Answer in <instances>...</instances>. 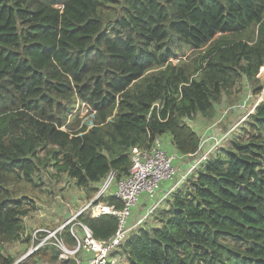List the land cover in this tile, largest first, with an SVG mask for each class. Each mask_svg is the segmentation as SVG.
Instances as JSON below:
<instances>
[{
    "label": "trees",
    "instance_id": "16d2710c",
    "mask_svg": "<svg viewBox=\"0 0 264 264\" xmlns=\"http://www.w3.org/2000/svg\"><path fill=\"white\" fill-rule=\"evenodd\" d=\"M184 46L197 53L183 59ZM263 65L264 0H0V264L15 263L37 208L22 184L63 177L89 196L163 134L191 156L200 137L189 120L211 119ZM80 219L99 240L117 230L114 216ZM121 246L126 264H264V94ZM57 257L43 247L30 263Z\"/></svg>",
    "mask_w": 264,
    "mask_h": 264
},
{
    "label": "built area",
    "instance_id": "2783aa9c",
    "mask_svg": "<svg viewBox=\"0 0 264 264\" xmlns=\"http://www.w3.org/2000/svg\"><path fill=\"white\" fill-rule=\"evenodd\" d=\"M237 121L222 131L218 128L215 130V122L209 124L204 134L199 136V155L192 158V162L182 172H178L173 166L174 157L165 152L161 137L153 138L145 148L132 147L129 155L130 165L125 176L117 178L116 173L110 171L89 196L85 189L75 191L74 203H71L72 196L68 198L67 203L60 196L53 198L67 210L68 215L61 221L58 218L52 221V224H45L43 211L37 206L39 201L34 202L37 208L23 218L22 238L26 239L30 248L19 259H15L14 264H54L41 260L28 262L31 256L43 247L58 252L57 262L61 264H66L69 260L75 264H126L118 251H121V245L128 233L146 223L163 201L197 171L210 154L231 136L239 125ZM164 182L172 184L160 192ZM110 196L122 203L121 208L105 200ZM141 197L144 199V212L141 217L133 219L130 223L131 211L138 205ZM83 215L90 218L101 215L114 216L117 220V230L108 240L96 239L87 224L80 219ZM68 238L72 242H69ZM17 244L21 246L22 243Z\"/></svg>",
    "mask_w": 264,
    "mask_h": 264
},
{
    "label": "rangeland",
    "instance_id": "374dc122",
    "mask_svg": "<svg viewBox=\"0 0 264 264\" xmlns=\"http://www.w3.org/2000/svg\"><path fill=\"white\" fill-rule=\"evenodd\" d=\"M196 53H197V51H194V50L184 46L180 49L179 55L182 56V58L184 59L185 57L193 56ZM170 60L172 61L173 64H175L177 61V58H175V59L172 58ZM256 78L258 79L259 83L256 84L253 81H249L246 84V86H249V89H251L250 91L252 94V100L250 98L248 99V102H247L248 106L246 107V109L250 112H252L254 105L256 106L257 103H259L263 98V94H264V66L262 68V71L259 68V71L256 74ZM252 82H253V84H255L254 87L252 85ZM261 85H262L261 91L260 92L256 91L258 89V87ZM233 91H235V94H233L235 97V101L232 103L237 102L238 96H243L247 92V90H246V92H244V87H242V85H240V84L238 85L237 88H234ZM216 106H218V105H216ZM75 109H76V106H75ZM75 111L76 110H73V113ZM78 111H79L78 119L80 121V124L82 125V124L86 123V125H88V128L92 127L94 125V118H93L94 112H91L89 110V108L84 104H82L80 106ZM248 111H246V113L244 112L242 114L243 116L237 121V122H239V124L243 120L242 119L243 117L245 118L250 114V112H248ZM220 112L222 114V111H218V113H220ZM223 116H224V112H223ZM200 117L201 116L198 114L189 120V124L193 126V129L197 124L200 126L202 125L201 122H196L197 119H200L201 121L205 122V125L203 124L202 128L206 129V127L209 124H211L212 122H214V120L216 118V116L213 117V115H212L213 119L210 122H208L207 119H204L201 117L203 119L202 120ZM231 125H232V123L229 125H226V127H230ZM63 129H65V128H63ZM203 134H204V132L203 133L201 132V134L200 135L198 134V136H201ZM41 177L42 178L38 180V182H39L38 187H30L26 184H24V185L22 184L20 186V188H18V192L20 191L21 194L29 195L30 198L35 197V199H38L39 205H37V206L42 209L43 213H47L52 217L51 221H54L55 219H58V218H59V221H61L63 218H65L68 215L67 210L65 208H63L61 204H53L54 203L53 198L55 196H60V198L64 202L67 203L68 198L70 196V194H69L70 192H73L74 190H76V192H78V191H80V189L83 190V188H75L74 185L72 184V182L66 181V179H64L63 177L57 182H55L54 180H50L48 176H41ZM47 181H51V182L47 183ZM142 198L143 197H141L139 199V203H138L139 206L131 211L129 219H131V220L136 219L138 217H141V215L143 214L144 210L139 209ZM27 227L30 228V226H28V225H27ZM29 248H30V245L28 243H26L24 246H19L18 244H16L14 247H12L11 251L13 250L15 259H19L22 255H24L28 251ZM40 259L43 262H46V261L50 262L49 260H46L43 258H40ZM28 262H33V261L29 259ZM54 264H61V263H58L56 261V262H54Z\"/></svg>",
    "mask_w": 264,
    "mask_h": 264
},
{
    "label": "crops",
    "instance_id": "0c3cea01",
    "mask_svg": "<svg viewBox=\"0 0 264 264\" xmlns=\"http://www.w3.org/2000/svg\"><path fill=\"white\" fill-rule=\"evenodd\" d=\"M246 84H247L246 82L245 83L243 82V87L245 89L244 92H246V90H247V92L243 96H238L237 102L232 103L235 101V97L233 95L234 93L229 92L230 98L224 96L222 99L223 100L222 103L218 106H215V109H214L215 111H214V115H213V117L216 116V118L214 120V122L216 124L215 130L217 128L219 131L224 130L226 128V125H229V124L235 122L236 120H238L242 116V114L244 112L246 113V111H248L246 109V107L248 105H245L244 103L247 102V98L249 99V97L252 100V96L250 95L249 86H246ZM242 105H244V106H242ZM218 111H222V114H221V112L218 113ZM223 112H224V116H223ZM212 119L213 118L207 119V120H208V122H210ZM196 122L202 123L201 126L197 124L194 127V131L200 135L201 132L203 133L204 130L206 131V129L202 128L203 124L205 125V122L201 121L200 119H197ZM188 124H189V122H188ZM211 124H213V123H211ZM189 126L193 129L192 125L189 124ZM161 140H162V144L164 146L165 152L168 155H171L174 157L173 163H172L173 166L176 168V170L178 172L184 171L187 168V166L192 162V158L190 156H181L175 151L173 144L171 143V136L169 134H163L161 136ZM169 184H172V183H168V182L162 183L160 192L162 190H164ZM138 206H139V204L135 208H137ZM142 208H144V199L143 198H142L139 209L142 210ZM132 222H133V220H130V223H132Z\"/></svg>",
    "mask_w": 264,
    "mask_h": 264
},
{
    "label": "water",
    "instance_id": "95a60500",
    "mask_svg": "<svg viewBox=\"0 0 264 264\" xmlns=\"http://www.w3.org/2000/svg\"><path fill=\"white\" fill-rule=\"evenodd\" d=\"M199 155V150L197 149V151L195 152V155H191V158H195L196 156ZM17 264V263H16Z\"/></svg>",
    "mask_w": 264,
    "mask_h": 264
},
{
    "label": "clouds",
    "instance_id": "9594fccd",
    "mask_svg": "<svg viewBox=\"0 0 264 264\" xmlns=\"http://www.w3.org/2000/svg\"><path fill=\"white\" fill-rule=\"evenodd\" d=\"M263 66H264V65H263ZM263 66H262V67H263ZM260 68H261V67H260ZM246 105H247V103H246ZM254 108H255V107H254ZM254 108L252 109V112H253ZM248 112H249V111H248ZM252 112H250V113H252ZM236 121H237V120H236ZM236 121H235V122H236ZM233 123H234V122H233ZM190 157H191V156H190ZM196 157H197V156H196ZM193 159H194V158H193Z\"/></svg>",
    "mask_w": 264,
    "mask_h": 264
}]
</instances>
